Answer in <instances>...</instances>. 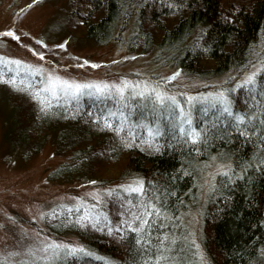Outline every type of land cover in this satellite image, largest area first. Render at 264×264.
<instances>
[{"label":"trees","instance_id":"trees-1","mask_svg":"<svg viewBox=\"0 0 264 264\" xmlns=\"http://www.w3.org/2000/svg\"><path fill=\"white\" fill-rule=\"evenodd\" d=\"M225 3L68 0L64 27L94 43L125 41L130 50L150 52L156 62L176 67L186 77L210 79L231 71L243 73L264 62V0H249L240 7ZM131 24L134 31L125 40ZM44 82L42 74L14 70L0 60V87L37 93ZM39 94L50 106H42L19 136L29 153L49 142L67 157L49 171V180H88L106 186L138 175L144 187L143 193L112 190L95 211L51 209L44 217L50 234L75 235L114 264H197L193 247L182 237V213L194 204L201 167L217 157L229 160L231 168L215 177L202 214L207 256L213 264H264V67L254 83L230 91L233 115L196 106L194 128L201 135L195 142L190 130H181L171 107L148 98ZM235 114L245 115V121L237 122ZM149 200L160 213L153 211L137 233L136 217H144L141 207L151 210ZM54 264L109 263L66 252Z\"/></svg>","mask_w":264,"mask_h":264},{"label":"rangeland","instance_id":"rangeland-1","mask_svg":"<svg viewBox=\"0 0 264 264\" xmlns=\"http://www.w3.org/2000/svg\"><path fill=\"white\" fill-rule=\"evenodd\" d=\"M224 1L225 7L249 3V0ZM68 11V0H35L34 3L33 0H0V60L14 70H35L33 72L42 74L45 82L41 90L49 97L76 98L91 92L101 97L148 98L161 105L155 94L145 89L147 85L166 94L161 97L165 101L163 104L174 110L180 128L192 131L198 104L202 111L216 108L223 111L224 105L218 99V93L226 89L229 108L230 91L242 85L240 82L246 80L250 73H255L251 82L254 83L264 67V62L258 61L243 73L231 71L216 78H189L176 67L159 64L150 52L130 50L125 41L101 44L71 35L64 27ZM9 29L15 32V36L7 35ZM133 31L134 25L131 24L124 39ZM60 44L65 47L60 48ZM38 52H43L44 57L38 56ZM17 59L23 63L15 64ZM49 74L70 82L120 84L125 87V92L121 95L114 88L111 95L96 93L95 88L82 89L79 93L65 91L64 85L49 83ZM126 80L130 82L128 85L124 83ZM53 87L57 91L55 96L50 90ZM141 91L145 92L144 96L139 95ZM134 92L135 95L132 94ZM37 95L31 89L0 87V264H54L62 253L70 250L62 248L59 255L43 259L47 255L42 251L43 245L53 241L61 245H82L86 251L77 252L84 255L92 253L90 256L114 264L113 259L100 256L75 235L50 234L44 217L49 210L64 206L95 211L109 192L115 189L135 192L129 188L142 179L132 175L106 186H98L88 180H49V171L67 157L55 152L49 142L38 152L29 153L19 136L22 135L20 129L25 128L43 106L38 98H34ZM173 96L180 102L179 106L168 98ZM230 168L229 160L217 157L202 166L197 177L194 204L187 205L182 213L185 229L182 237L193 247L197 264H213L203 244L202 214L215 177Z\"/></svg>","mask_w":264,"mask_h":264},{"label":"snow or ice","instance_id":"snow-or-ice-1","mask_svg":"<svg viewBox=\"0 0 264 264\" xmlns=\"http://www.w3.org/2000/svg\"><path fill=\"white\" fill-rule=\"evenodd\" d=\"M35 2V0H33V3ZM7 35L9 36H15V32H13L11 29H9L7 31ZM17 39H19V37H16ZM42 43V41H41ZM60 48H64L65 45L64 44H60L59 45ZM38 56H40L41 58L44 57V53L43 52H38L37 53ZM15 64L19 65L21 63H23L21 60H15L14 61ZM87 63V61H86ZM35 71V70H33ZM175 75V74H173ZM255 76V73H250L247 77L246 80L244 81H241L240 83L241 84H244V85H247L249 83H251L253 81V78ZM171 78V77H170ZM15 80V77H13V81ZM11 82V81H10ZM49 83L52 84V85H55L56 83H60L62 85H64L65 87V91H73L75 93H79L82 89H92V88H95L96 90V93H99V94H105V95H111L112 93V90L113 88L115 89L116 92H118L119 94H123L125 92V87L124 86H121L120 84H116V85H113V86H110L109 84L107 83H100V82H96V83H80V82H75V81H68L67 79H62L60 77H55L53 78V75L52 74H49ZM125 85H128L130 82L129 81H125L124 82ZM135 87V86H133ZM145 89L151 93H154L155 94V97L157 99V101L161 104H163L165 101L164 99H162L161 97L162 96H166L165 93H161L159 91H156L155 89H152V88H149L147 85L144 86ZM53 93V95H57V91L56 89L53 87L50 89ZM41 89H37L36 92H37V96L34 97V98H38L39 99V102L45 107H49L50 105L49 104H45L44 102V99L41 98L39 96V93H41ZM227 90L226 89H221L218 93V99L220 100L221 104L224 105V108L223 110L225 112H227L229 115H233V113L229 110L228 108V97L225 96V92ZM88 95H91L92 93L89 92L87 93ZM133 95H135L136 93H132ZM140 96H144L145 95V92L144 91H141L139 93ZM170 100H172L173 103H175L176 105L179 106L180 102L173 96V97H168ZM189 100H191V97H189ZM124 114L121 113V116H123ZM246 119L245 115H242V114H235V120L237 122H244ZM105 124L108 125L109 127H111V123L107 120H105ZM240 124H237V127H239ZM181 130L183 131V127L181 126ZM117 131H120V129L118 128ZM149 131L151 132L152 130L149 129ZM159 131H156L155 135H159ZM189 135V138L191 141L195 142L197 141L199 138H200V131H198L196 128H193L191 132L188 133ZM225 171H227V169H225ZM123 187V186H122ZM129 191H135L137 193H143L144 192V187H143V181L142 180H138V182H135L133 183V185L129 188ZM148 208L151 209L150 211L141 207V211H143L145 213L144 217L143 218H140L139 216L136 217L138 223H139V227L133 229L134 231H136L137 233H139L141 231V229H143L147 223H148V217H150L152 215V212H156V213H160V209L157 207V205L155 203H153L151 200H149L148 202ZM43 215V213H42ZM33 219H35V217H33ZM85 219H90V218H85ZM93 227H95L96 225L93 223L92 225ZM127 226L128 228H132L133 225H132V222L129 221L127 222ZM117 228H119V225H117ZM109 232L112 231L111 228L108 229ZM67 249V250H70L69 254H72V253H76L77 251H80V252H84L86 251V249H84V247L82 245H73V244H64V245H61V244H58L56 243L55 241H53L51 244H44L43 245V248H42V251L47 253L46 256L42 257L43 259H48L49 257L51 256H56V255H59V252H60V249ZM51 249V251H50ZM89 255H92V253H88ZM40 257H38L39 259Z\"/></svg>","mask_w":264,"mask_h":264}]
</instances>
